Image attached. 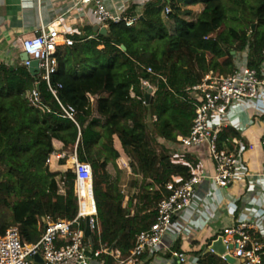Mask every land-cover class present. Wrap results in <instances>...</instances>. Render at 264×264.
Wrapping results in <instances>:
<instances>
[{"label":"trees","instance_id":"16d2710c","mask_svg":"<svg viewBox=\"0 0 264 264\" xmlns=\"http://www.w3.org/2000/svg\"><path fill=\"white\" fill-rule=\"evenodd\" d=\"M180 5H200L202 10L192 20L193 11ZM167 7L172 32L163 19ZM237 15L246 21L247 30L227 26ZM71 39L74 46L58 56L52 82L62 84L59 100L75 108L76 123L61 117L43 82L38 91L50 111L28 102L26 93L39 80L21 64L0 67V235L16 227L23 244L35 243L43 218L76 216L74 173L53 172L46 163L54 152L53 141H58L65 154L59 164L75 154L91 166L97 206L92 249H117L127 257L135 236L154 220L155 195L172 177L188 179L197 164L190 155L172 159V151L161 142L188 134L197 104L192 87L208 72L231 73L245 52L252 67L263 59L264 0L148 1L132 26L111 23L107 35L93 34L88 27L85 35ZM143 82L153 89L149 101ZM153 116L151 129L147 118ZM115 137L130 160L134 179L129 187L139 185V192L126 201L120 172L113 181L107 171L120 156ZM231 137L240 136L234 130L221 133L219 148L231 150ZM205 256L201 264H227ZM97 259L112 261L106 256Z\"/></svg>","mask_w":264,"mask_h":264},{"label":"built area","instance_id":"2783aa9c","mask_svg":"<svg viewBox=\"0 0 264 264\" xmlns=\"http://www.w3.org/2000/svg\"><path fill=\"white\" fill-rule=\"evenodd\" d=\"M148 1L154 0H139L136 4L130 0H68L65 10L51 21L41 22L30 37L23 38L19 43L20 52L27 55V59L21 62L23 67L28 69L30 61H38L39 75L36 78L39 81L26 93L28 102L42 111H50L42 104L37 88L43 82L56 101L61 117L76 123L75 108L59 100L62 84L52 82V76L57 72L58 56L63 49L74 46V41L63 30L65 21L79 16L86 24L105 28L106 31L111 23H124L129 27L141 16L142 7ZM134 5L140 6L141 10L130 13ZM164 12L166 15L170 9L167 7ZM262 56L259 64L252 67L245 52L236 59L231 73L217 75L208 72L192 87L197 104L188 134L177 136L174 142H161L172 151V159H182L185 155L196 159L207 156L206 159L213 164L214 174L210 175L195 166L188 179L172 177L164 185V190L155 195L154 220L135 236L127 257H122L117 249L104 247L92 249L91 254L87 252L89 243L84 234L85 223L87 221L91 235L97 225L92 170L89 163L79 162L73 154L71 171L75 175L76 216L71 220L56 221L43 218L40 237L30 244L21 242L16 227L7 228L0 235V264H155L163 261V257L177 261V264H201L198 259L191 260L184 250L172 249V243L167 245L166 240L185 237L201 229L200 222L205 225L221 208L231 223L218 228L216 235L222 238L227 253L242 260L241 264H262L264 228H259L252 213L240 211V195L225 192L220 198L208 192L213 209L207 210L205 218L202 211L195 210L198 188L205 181L212 182L219 191L264 186V49ZM2 65H8L4 58L0 59V67ZM146 71L152 73L150 68ZM143 87L152 89L147 82H143ZM131 96L134 97L133 94ZM227 130H234L240 136L227 139L232 145L231 150L219 148V135ZM252 153L260 159L256 172L245 160V156ZM53 158L60 159L63 155L53 152L46 163L50 164ZM120 159L119 168L132 174L130 160L123 162ZM257 195L254 194L251 199L253 208L258 201ZM36 255L41 262L33 259ZM102 256L111 257L112 261L107 263L97 259Z\"/></svg>","mask_w":264,"mask_h":264},{"label":"crops","instance_id":"0c3cea01","mask_svg":"<svg viewBox=\"0 0 264 264\" xmlns=\"http://www.w3.org/2000/svg\"><path fill=\"white\" fill-rule=\"evenodd\" d=\"M40 1V2H39ZM0 0V59H6L8 65L16 66L21 64L22 60L20 58V49L19 43L23 38L30 37L37 29L41 22L51 21L54 17L60 14L68 0ZM132 4H136L139 0H130ZM136 6V5H134ZM141 10L140 6H137L135 9ZM132 13V11L130 12ZM66 26L64 27L65 35L72 37L73 35H85V29L88 27L92 28L89 24H86L85 21L79 16L71 19H67ZM97 33V32H94ZM66 49V48H65ZM63 49V50H65ZM28 70V69H27ZM133 94V93H131ZM246 120V118L244 119ZM54 153L61 154L64 157L62 152V144L58 141H53ZM114 148L119 153L120 160L129 161L128 158L124 157L121 145L118 139L114 138ZM205 156L202 159L197 158L196 166L199 169L207 171L210 175L214 174L213 164L209 159H206ZM248 158V159H247ZM245 160L248 162L249 167L253 172H256L258 167H260V159L256 157V153L245 156ZM59 159H51L50 166L51 171L63 173L68 170L70 163L72 165V159H66L65 164H59ZM118 166V169H114L113 164H109L107 171L111 176V179L115 177L117 172H120L119 161L115 162ZM70 168V167H69ZM133 175V174H131ZM136 190V189H135ZM214 193L218 197L226 192L230 194H238L241 197V201L238 203L240 211L243 213H252V218L256 221L259 228H264V186L262 188H249V189H239L238 187H233L227 191H219L212 182L205 181L202 185L199 186L197 191L196 199V211H202V217L205 218L207 215V210L211 208L212 200L207 197V193ZM136 193H133V195ZM254 194H258V201L253 208V199ZM253 210H252V208ZM251 211V212H248ZM197 217L199 215H196ZM231 223L230 218L226 215V212L223 208L220 211H215V215L208 219L206 224L202 225L201 229L195 230L192 234L188 236H179L175 240H170L167 238L166 244L170 245L172 243V249L184 250L187 252L191 260L198 259L206 260V256H215L218 259L224 260L223 258L213 254L208 250L210 243L215 240L217 237H220L217 234V229L223 225H229ZM163 261H157L155 264H173V260L163 257ZM225 261V260H224ZM226 262V261H225ZM227 263V262H226ZM95 264V262H93ZM228 264V263H227ZM241 264V263H240Z\"/></svg>","mask_w":264,"mask_h":264},{"label":"water","instance_id":"95a60500","mask_svg":"<svg viewBox=\"0 0 264 264\" xmlns=\"http://www.w3.org/2000/svg\"><path fill=\"white\" fill-rule=\"evenodd\" d=\"M93 31L97 32L100 35H107V31L105 28H99L96 25L93 26ZM122 49H124L123 46H122ZM20 58L22 61L26 60L27 55L25 53H21ZM28 72L34 78H36L39 75L38 61L37 60L30 61V64L28 67ZM37 88H38V85H37ZM151 91H152V89L148 88L147 91L145 92L144 97H145L146 101L151 100ZM84 234H85V237H87L88 243H89V248L87 249V252L89 254H91L92 253V237H91V231L89 229L87 221L85 223ZM228 248L231 249L232 247L229 245ZM208 250L211 251L213 254L223 258L228 264H240V263H242V260L234 258L232 255L227 253L228 249H227L226 245L223 243L221 237H217L215 240H213L210 243ZM33 259L37 262H41V259L38 255L34 256ZM173 264H177V261H174Z\"/></svg>","mask_w":264,"mask_h":264},{"label":"rangeland","instance_id":"374dc122","mask_svg":"<svg viewBox=\"0 0 264 264\" xmlns=\"http://www.w3.org/2000/svg\"><path fill=\"white\" fill-rule=\"evenodd\" d=\"M181 7H182V9H190V10H192L193 11V16L190 18V19H192V20H194L196 17H197V15L201 12V10H202V6H200V5H196V6H183V5H180ZM142 11V10H141ZM163 19H164V21H165V24H166V27L168 28V30H169V32H172V23L170 22V21H168L167 19H166V15H165V12H164V14H163ZM237 19L238 20H236V21H233V19H228V21H227V26L228 27H230V26H235V27H237V28H241V29H244V30H247V28H248V25L246 24V21L245 20H243L242 18H241V16L240 15H237ZM93 34H95L94 32H93ZM191 95L193 96V93L191 92ZM147 124H148V126L151 128V129H154V127H155V116H153V117H148L147 118ZM124 157L125 158H127L125 155H124ZM68 159H71V156H69V158ZM118 160V159H117ZM116 160V161H117ZM115 161V162H116ZM114 162V169H118V166H117V164ZM51 165V164H50ZM70 167V168H69ZM68 167V169H70L71 170V163H70V166ZM50 169H51V166H50ZM52 170V169H51ZM119 177H120V189H121V191H122V193H123V195L125 196V201L126 200H128L129 199V197L131 196V195H133V193H137V192H139V185L135 188V187H129V184H130V182L134 179V177H133V175H131L129 172H128V170H126V169H121L120 170V173H119ZM115 177H116V175H115ZM115 177L112 179L113 181L115 180ZM138 182H140V180H141V178H140V176H138ZM146 184H149L150 183V181L149 180H147L146 182H145ZM136 189V190H135Z\"/></svg>","mask_w":264,"mask_h":264}]
</instances>
